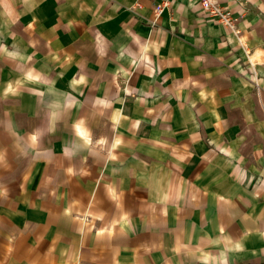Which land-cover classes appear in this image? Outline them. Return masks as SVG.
<instances>
[{"label":"crops","instance_id":"0c3cea01","mask_svg":"<svg viewBox=\"0 0 264 264\" xmlns=\"http://www.w3.org/2000/svg\"><path fill=\"white\" fill-rule=\"evenodd\" d=\"M214 1L0 0V264H264V0Z\"/></svg>","mask_w":264,"mask_h":264},{"label":"built area","instance_id":"2783aa9c","mask_svg":"<svg viewBox=\"0 0 264 264\" xmlns=\"http://www.w3.org/2000/svg\"><path fill=\"white\" fill-rule=\"evenodd\" d=\"M200 3L201 9L204 12V14L213 20H216L220 24H223L228 29L231 30V32L234 35H237L239 33V30L236 27L235 19L232 18L231 14L227 10H222L214 0H196ZM161 7H156L155 12L159 14L161 12Z\"/></svg>","mask_w":264,"mask_h":264}]
</instances>
